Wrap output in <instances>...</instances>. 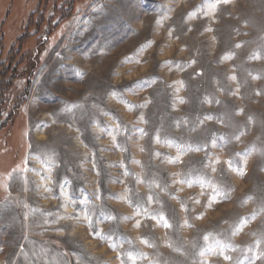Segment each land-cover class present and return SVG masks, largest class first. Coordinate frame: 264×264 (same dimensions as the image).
<instances>
[{
    "label": "rangeland",
    "instance_id": "obj_1",
    "mask_svg": "<svg viewBox=\"0 0 264 264\" xmlns=\"http://www.w3.org/2000/svg\"><path fill=\"white\" fill-rule=\"evenodd\" d=\"M14 45L0 264H264V0H0Z\"/></svg>",
    "mask_w": 264,
    "mask_h": 264
},
{
    "label": "trees",
    "instance_id": "obj_2",
    "mask_svg": "<svg viewBox=\"0 0 264 264\" xmlns=\"http://www.w3.org/2000/svg\"><path fill=\"white\" fill-rule=\"evenodd\" d=\"M19 49L15 48V45L10 47L6 56L3 58L2 51H0V84L3 82V85L7 88L15 80L16 71H19V67L24 64V59L26 57L24 52L26 49L23 51H19Z\"/></svg>",
    "mask_w": 264,
    "mask_h": 264
},
{
    "label": "snow or ice",
    "instance_id": "obj_3",
    "mask_svg": "<svg viewBox=\"0 0 264 264\" xmlns=\"http://www.w3.org/2000/svg\"><path fill=\"white\" fill-rule=\"evenodd\" d=\"M197 150H198V149H197ZM229 166L231 167V162H229ZM213 171H215V168H213ZM183 182H190V181H183V180H182L181 183H183ZM214 191H215L217 194H219V189H214ZM97 198H99V197H97ZM148 201H149V202L152 201V197H151V196L148 197ZM212 201H214V198H210V202H212ZM85 218L89 220V223L92 222L91 219H90V216H88L87 214H86ZM159 218H160V220L164 223V226H165V227H170V225L167 223V220L165 219V217H164L163 215H161ZM106 219H112V217H111V216H106ZM137 226H139V225H137ZM205 239H207V237H205ZM202 254H203V253H202ZM225 259H231V258H230V257H225Z\"/></svg>",
    "mask_w": 264,
    "mask_h": 264
}]
</instances>
